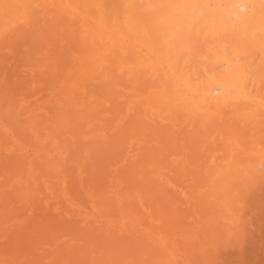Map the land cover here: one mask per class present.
Returning a JSON list of instances; mask_svg holds the SVG:
<instances>
[{
    "label": "bare ground",
    "instance_id": "obj_1",
    "mask_svg": "<svg viewBox=\"0 0 264 264\" xmlns=\"http://www.w3.org/2000/svg\"><path fill=\"white\" fill-rule=\"evenodd\" d=\"M0 264H264V0H0Z\"/></svg>",
    "mask_w": 264,
    "mask_h": 264
},
{
    "label": "rangeland",
    "instance_id": "obj_2",
    "mask_svg": "<svg viewBox=\"0 0 264 264\" xmlns=\"http://www.w3.org/2000/svg\"><path fill=\"white\" fill-rule=\"evenodd\" d=\"M41 109H42V107H39V108H37V111H38V110L40 111ZM39 111H38V112H39ZM57 220H58V219H57ZM60 221H61V220H60ZM60 221H59V222H60ZM63 221H64V219H62V221H61L60 223H65V222H63ZM59 222L55 220V223H56V224L59 223ZM60 223H59V224H60ZM76 225H78V223H77ZM52 226H55V225H52ZM52 226H51V227H52ZM51 227H50V228H51ZM72 227H74V228L76 227V228H77V226H74V225H72ZM76 228H75L74 230H76ZM74 230H73V228H72L71 233H73ZM75 232H76V231H75ZM69 234H70V233H69ZM74 234H76V233H73V236H75V237H73L72 234H70V236L72 237V238H71L72 241H73V238H74V239L76 238V235H74ZM70 236H69V238H70ZM71 240L69 239V241H71ZM70 243L74 244L75 241L70 242ZM54 246H55V245H54ZM52 253H53V251H52Z\"/></svg>",
    "mask_w": 264,
    "mask_h": 264
}]
</instances>
